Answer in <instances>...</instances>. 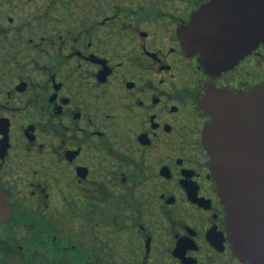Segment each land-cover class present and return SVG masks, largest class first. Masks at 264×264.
Segmentation results:
<instances>
[{
  "label": "flooded vegetation",
  "instance_id": "1",
  "mask_svg": "<svg viewBox=\"0 0 264 264\" xmlns=\"http://www.w3.org/2000/svg\"><path fill=\"white\" fill-rule=\"evenodd\" d=\"M247 2L0 0V264H248L199 101L263 84L264 38L212 73L185 44L212 4L246 47Z\"/></svg>",
  "mask_w": 264,
  "mask_h": 264
},
{
  "label": "water",
  "instance_id": "2",
  "mask_svg": "<svg viewBox=\"0 0 264 264\" xmlns=\"http://www.w3.org/2000/svg\"><path fill=\"white\" fill-rule=\"evenodd\" d=\"M247 1L252 20L243 49L234 48L233 24H200L212 13V4L192 17L194 32L186 36L185 44L200 52L206 71L230 67L264 38V4ZM199 106L211 117L203 126L202 142L233 252L248 264H264V83L246 93L208 84ZM9 217L10 208L0 192V222Z\"/></svg>",
  "mask_w": 264,
  "mask_h": 264
}]
</instances>
